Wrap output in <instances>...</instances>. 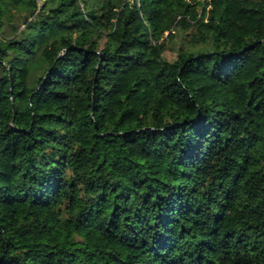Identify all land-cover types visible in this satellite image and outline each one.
I'll return each mask as SVG.
<instances>
[{
    "label": "trees",
    "instance_id": "trees-1",
    "mask_svg": "<svg viewBox=\"0 0 264 264\" xmlns=\"http://www.w3.org/2000/svg\"><path fill=\"white\" fill-rule=\"evenodd\" d=\"M0 85V264H264V0H0Z\"/></svg>",
    "mask_w": 264,
    "mask_h": 264
},
{
    "label": "rangeland",
    "instance_id": "rangeland-1",
    "mask_svg": "<svg viewBox=\"0 0 264 264\" xmlns=\"http://www.w3.org/2000/svg\"><path fill=\"white\" fill-rule=\"evenodd\" d=\"M176 12V6L174 3H162L159 7V12L154 21V27L158 29V31H162L165 26V21L171 13ZM162 36L165 37L168 31H162ZM194 33V29L189 28L187 30H183L180 27L175 28L174 38L166 40V50L164 51V57L168 60H173L175 58V52L179 48L180 45L185 46L188 44L192 34ZM4 85H0V114H1V96L3 92Z\"/></svg>",
    "mask_w": 264,
    "mask_h": 264
}]
</instances>
